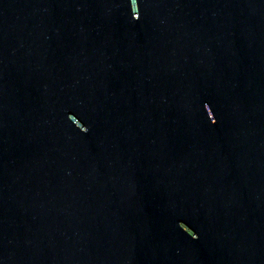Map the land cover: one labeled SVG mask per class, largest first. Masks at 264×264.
<instances>
[{
    "label": "water",
    "instance_id": "obj_1",
    "mask_svg": "<svg viewBox=\"0 0 264 264\" xmlns=\"http://www.w3.org/2000/svg\"><path fill=\"white\" fill-rule=\"evenodd\" d=\"M0 264H264V0H0Z\"/></svg>",
    "mask_w": 264,
    "mask_h": 264
},
{
    "label": "clouds",
    "instance_id": "obj_2",
    "mask_svg": "<svg viewBox=\"0 0 264 264\" xmlns=\"http://www.w3.org/2000/svg\"><path fill=\"white\" fill-rule=\"evenodd\" d=\"M189 235H192L195 238V234L191 231L190 233L188 232Z\"/></svg>",
    "mask_w": 264,
    "mask_h": 264
}]
</instances>
